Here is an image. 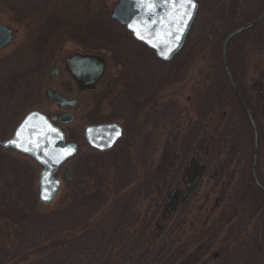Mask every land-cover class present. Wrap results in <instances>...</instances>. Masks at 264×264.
<instances>
[{
	"label": "trees",
	"instance_id": "obj_1",
	"mask_svg": "<svg viewBox=\"0 0 264 264\" xmlns=\"http://www.w3.org/2000/svg\"><path fill=\"white\" fill-rule=\"evenodd\" d=\"M74 1L56 0L54 5L42 7L41 24L33 30L37 41L33 45H42L39 41L43 39L50 41L65 26L94 42L95 48L108 49L114 57L121 40L133 39L125 28L124 34L115 29L116 23L103 7L104 15L90 9V0H78V5ZM227 2L226 6L220 4L218 14L225 21L236 16L237 9L243 17L238 23L255 15H248L240 0ZM204 24L203 35L195 39L186 36L168 60H161L139 41L140 49L121 50L123 59L118 62L125 70L110 75L105 89L120 100L119 110L124 115L144 113L149 100L153 105L152 130L150 125L139 123L136 130L133 127L135 135L139 134L136 146L130 139L120 144L124 137L107 150L94 149L91 165L79 163L75 176L59 188L52 202L38 199L35 170L26 166L29 162L20 165L16 158L10 160L2 151L6 149L0 147V264H264L257 256L261 243L250 247L259 231L264 234V190L257 187L251 173L254 130L223 67L222 43L228 32L210 40L206 33L213 34L215 25L212 19ZM263 41L264 18L233 35L225 57L253 120L256 176L264 185V92L254 83H246L245 72L249 47L260 50ZM208 52L214 54L215 63ZM196 61L198 77L186 108H176L170 99L160 101V90L186 77ZM229 99L231 109L227 110L224 107ZM216 109L221 110L223 121L211 132L206 129ZM160 127L163 137L155 132ZM133 154L143 161L146 156L152 158V162L143 163L140 172ZM184 176L181 200L175 203L173 196L168 202L171 190ZM202 176L209 181L202 196L207 201L210 193L215 194L210 207L201 204V192L196 190ZM147 199L153 205L150 216L135 208L136 202ZM251 220L255 230L250 241L236 246L224 243L211 251L213 239L224 229L223 240L227 242L226 234L233 233L235 224Z\"/></svg>",
	"mask_w": 264,
	"mask_h": 264
},
{
	"label": "rangeland",
	"instance_id": "obj_2",
	"mask_svg": "<svg viewBox=\"0 0 264 264\" xmlns=\"http://www.w3.org/2000/svg\"><path fill=\"white\" fill-rule=\"evenodd\" d=\"M17 1H18V3L16 1H9L8 2L6 0H0V22L2 24L7 25L11 29L13 28L12 40L10 41V43L7 46H5V48L0 50V76L5 74L6 77H8V74L10 72H12V70L14 68H15V71H17L15 74L24 72L25 73L24 78L26 80L25 81V87L27 88V90H29V92H31L28 94L33 95L34 93H36L35 91H37V89L40 87V82H38V81H40L43 78V75H40V78H38L39 75H37L39 72L38 68H37V66L39 65V63H38L39 61L45 63L46 60H48L52 57H57L59 55L64 57L65 54L68 53V51H70V49L72 50V48L73 49L74 48H84L85 50L86 49H98V48H95L94 42L88 41V39L84 38L82 35L77 33V31H75L72 28L67 29L66 26L62 27L59 31L60 33L59 32L56 33L57 35H54V38L51 39L50 41L43 39V40H41V42L39 41V43L42 45H39V44L33 45V41L35 40V36L33 35L34 34L33 30L38 28L37 24H39V25L41 24L40 21H36V19L33 18L35 15L38 14V11H37V9H35V7L28 8V9H23L22 7H20L21 4L19 5V3L21 1H22L21 2L22 5H27L28 0L27 1L26 0L25 1L24 0H17ZM66 1H68V0H60V3H64V2L66 3ZM90 1H91V3H90V9L91 10L93 9L95 11H97V10L102 11L101 7H103L104 10L106 11V14H108L109 17L111 19H113V23H116L117 26H115V29L117 28L120 31L123 30V28H124L123 24H121L119 21H117V19L111 17V12H112L111 10L113 9L117 0H90ZM197 1H198V10H197L196 16H195V18L191 24V29H190L189 33L187 34V36L189 35L190 38H193V39L197 38L198 36L203 35L202 32H203V30L205 31L204 22H206L210 19H212V21L215 25L214 26L215 29L213 31L214 32L213 34H210L208 36V34L206 33V36L210 40H214L215 38H217L222 33L223 34L226 32L229 33L233 29L239 27V25L241 26L242 24L252 20L253 18L258 16L259 13H261L264 10V0H247V1L240 0V3L242 4L241 5L242 8L245 11L246 10L248 11V13H249L248 15H253V13H255V15L251 19H249L245 22L238 23L241 19H243V17H241V15H240V14H242V10L240 11L237 9L236 16H234V17L228 16V18H225L226 19V21H225L223 18L218 16V14L221 12L219 7L221 6L220 4L223 3V0H213V1L210 0L209 2H203V0H197ZM54 2H56V0H41V10H42V7L51 6L52 4H54ZM77 2H78V0H75L74 5H78ZM224 3H226L224 6L228 5L227 0ZM261 5H263L261 8L262 10L261 9L258 10V8ZM25 8H27V7H25ZM84 9L85 8H82V10H84ZM78 10H80V7H78ZM102 12H103L102 14L104 15V11H102ZM225 12L227 13V9H225ZM85 13H87V12H85ZM106 14H105V16H106ZM29 15H31V17L32 16L33 17L28 18ZM64 18L67 19L66 17H64ZM78 18L83 19L84 16L78 14ZM257 23H255V24H257ZM234 24H238L237 27H234L233 26ZM255 24H253V25H255ZM253 25L250 26L249 28H252ZM206 30H208V29H206ZM120 31L116 30V32L118 34H120ZM122 33L124 34L123 31H122ZM128 41L130 43L121 40L120 45L118 47L115 46V49H116L114 51L116 54L115 57L111 56L110 52L108 51V54L106 55L107 65H106L105 74L99 80L98 84L94 88V91L88 93L89 97H90L88 104H86L85 102L83 104L87 109H89L88 112L87 111L84 112V110H82L81 112H75L73 115L74 118L69 123H66L65 125H63V127L66 131L65 137L67 138V140L76 141L78 144V150L74 156L70 157V159H68L63 164V166L60 168V170L57 173L58 177H60V179H61V188L64 185V183L67 182L66 181L67 179L64 178L65 177L64 176L65 167H67V166L71 167V174H72V177H74L75 172L77 171V167H78L77 165H79V163L85 162V163H87L88 166H90L92 159L94 158L93 155L95 153H92V151L94 149L91 148V146H89L86 143L84 136H82L83 127H84L83 125L90 123V122H98V121L100 122V121H107V120L118 118L120 121H122V124H124V132L122 133V136L120 138L122 139L125 137L124 138L125 140H122V142L120 144H124L127 141L128 142L131 141L132 142L131 144L136 146L135 143H137V140L139 138V134L135 135V133L133 131L134 130L133 127H134L135 123H141L142 122V120L139 119L142 117L139 115L135 116L133 113L129 114V116L127 113L124 115L123 111H121V113H120L119 112L120 100L114 98L113 95L107 93V91L105 89L106 88V82H107L108 78L110 77V75H111V77H113L114 75H117L119 73V71L125 70V68L122 66V64H120L118 62V61H122V59H123L121 57V50H123L122 52L128 53L130 51L127 52V50H131L132 48H135V49L141 48L140 44L137 43V41H135L133 39L132 40L128 39ZM36 42H34V43H36ZM40 46H42V48ZM43 48H45V51L42 52L39 50V49H43ZM249 48H250L249 49L250 55L246 59V65H245V72H246V79H247L246 83L247 84L254 83L257 88H259L262 92H264V41H263V45L260 48V50H253L252 47H249ZM208 49H209V47H208ZM142 50H143V52H148L147 49H142ZM251 50H253V51H251ZM117 54H119V56H117ZM207 55H208L209 59L211 60V62L215 63L214 54L212 52H208ZM113 57L115 58V60L113 59ZM122 67H123V69H122ZM197 67H198V62L196 61L192 65V67L189 69V71L187 72L186 77H184L182 80L175 81L174 83H172L169 86H166L165 88L160 90L161 91L159 94L160 101L170 99L171 101L174 102V104L176 105V108H180V107L183 108L184 106L186 108V104H189L187 99H188L189 95L192 94V88H193L194 81H195L194 78H195V76H196V78L198 77L197 71H196ZM42 68H43V66H42ZM4 79H6V78H4ZM66 91H67V93L68 92L72 93L69 90V88L68 89L66 88ZM96 93H98L100 96L98 95V97H96L94 99L93 95ZM239 94H240V92H239ZM8 95H9L8 93H5L2 97H0V111L4 110V109H1L4 105H7V104L10 105L11 104V103H9L10 98ZM78 95H79V99H80L79 100L80 102L78 105L82 106L81 104L83 103L84 98L86 96H83L81 94H78ZM240 96H241V94H240ZM241 98H242V96H241ZM7 99H9V100H7ZM242 100H243V98H242ZM239 102H240V100H239ZM25 104H26L25 109L34 108V107L41 108L45 111H47V109H48V111H50V109H51L50 105L45 104V102L43 103L40 100H37V101L31 100V96H30V98L26 99ZM240 104H241V102H240ZM224 108H226L227 110L231 109L230 99H229V101H227V104ZM9 119L8 118L6 119L5 117L0 118V138L1 139L3 137H6L7 134L10 133V129H11L10 127H12V125L17 121V119L15 117H10ZM209 121L211 123L209 125V128L206 130H209L211 132H215L216 128H218L220 126L221 122L223 121V118L221 117V110L216 109L212 113V118ZM162 130H163V128L160 127V129L155 130V132L157 135L160 134L161 137H163L164 133L162 132ZM120 138H119V140H120ZM129 139H130V141H129ZM131 144H130V147H132ZM148 146H149V144H148ZM150 146H151V144H150ZM152 150H153V148H152ZM2 151L7 153L11 157L10 160H15L14 158H16V160L18 161V163L20 165H26L25 163L29 162L28 165H26V166L29 167V169L32 166L35 170L33 180H34L35 190H36L37 189L36 180H37L38 170H39L38 164L35 163L32 159H30L29 156H27L25 154L18 153L14 150H11V149L4 150L3 149ZM154 152H157V151H154ZM154 152H153V154H154ZM133 156H134V158H133L134 162L138 166V168H139L138 171H140V172H142L141 168L143 167L142 166L143 163L149 165V163L152 162L151 161L152 158L147 159V156H146V161H143L142 159H140V157L138 158L135 154H133ZM24 161H26V162H24ZM263 170H264V167H263ZM138 174H141V173H138ZM179 179L180 180L178 182V185H175L177 187H174L176 189L171 190V192L169 194L170 199L168 202H170L172 200L171 197H173V196L176 197L174 199V202L175 203L179 202L181 200L184 192H185L184 187H185V181L187 179V176H184L183 178H179ZM207 183H209L207 176H202L201 184H199V187L196 190H197V192H201L200 199H199L201 201V204L204 202L205 206L210 207V205L214 201L215 194H214V192L210 193L209 199L207 201H206V198L202 196L203 193H206V189H208ZM36 192H37V190H36ZM110 200H111V198H109V202H110ZM149 200L150 199L139 200L138 202H136L137 204H136L135 208L137 211H139L141 213V215L144 212L146 216L147 215L150 216V212L153 208V205H151L152 204L151 202H148ZM235 218H237V217H235ZM236 220H238V219H236ZM261 223L264 224V221H261ZM150 225L154 226V222L151 221ZM237 225H239L238 228H240V230H238V231H237V229H235ZM254 227H255V222L253 220H251L248 224H244L242 221H240L238 224L234 225V231L232 234L231 233L226 234L228 236L227 242H226V240L225 241L223 240V237L225 236L224 231L227 230V229H224L223 232L220 233L219 236H217L215 239H213L214 244L211 248V251L216 250L219 246L223 245L224 243H227L228 246H231V245L236 246V244H243V243L247 242L248 240L250 241V239L252 238L250 236L254 232L253 230H255ZM129 228L132 229L131 226ZM239 231H240V233H237ZM235 237H237V241H236ZM256 237H255L256 242L254 244L250 245V247H253L258 242L261 243V250H259L257 252L258 253L257 256L259 257V259L264 261V234H262V231H259ZM232 238H233V241H232Z\"/></svg>",
	"mask_w": 264,
	"mask_h": 264
},
{
	"label": "water",
	"instance_id": "obj_3",
	"mask_svg": "<svg viewBox=\"0 0 264 264\" xmlns=\"http://www.w3.org/2000/svg\"><path fill=\"white\" fill-rule=\"evenodd\" d=\"M195 7L191 9V16L187 18V24L183 25V32L179 33V41H175L174 37L169 39L165 36V33L169 30L167 17L171 15V9L166 3V0H160V3L155 8V15H149L148 10L144 7L138 6V0H118L111 10V16L116 18L121 24L129 30L136 40H140L147 46L154 50L155 55L161 60L170 59L181 48L190 24L194 18L197 1L193 0ZM264 17V10L259 13L258 16L252 20L242 24L241 26L233 29L229 32L222 43L221 57L223 67L230 81L231 87L235 91L238 99L241 102L244 111L246 112L254 130V143H253V162H252V178L257 187L264 190V185L261 184L256 176V161H257V135L256 130L251 118L250 112L242 100L233 78L231 77L226 57L225 49L228 40L238 32L246 29L253 24L260 22ZM153 21H157L153 23ZM150 26V27H149ZM176 25L172 26V31L175 32ZM140 31L144 35L145 39H140L136 35V31ZM11 29L4 24L0 23V47H3L11 39ZM151 40L152 43L148 41ZM167 42L169 47H172V51L168 53L167 58L160 55L161 50L167 51L164 46V42ZM158 45V46H154ZM105 53V51H104ZM105 60L102 55L90 52H73L65 57V67L74 80L76 81L79 90L92 89L96 82L102 76L105 69ZM46 95L49 98H53L57 106L72 105L76 99H69L68 96H64L57 89L48 87L46 89ZM35 114V115H33ZM71 114H65L60 116V120L63 122L71 119ZM31 117V119H29ZM54 116L47 117V115L39 110H29L23 118L15 126L13 133L8 138L0 141V144L4 147H12L18 152L24 153L34 159L40 165V169L37 177V196L43 203H50L53 198L60 191L61 179L56 175V171L59 166L70 156L74 155L77 151V144L75 141H67L63 130L58 125L53 123ZM28 121L25 124V121ZM21 131L20 141L24 147L32 148V151H23L14 145L8 144L10 140L17 139L16 132ZM55 129V131H52ZM119 130V135L116 136V131ZM122 128L115 121H107L100 123H90L84 127L83 135L87 143L98 150H105L113 146L116 140L121 136ZM31 140L33 143H29ZM38 144V147L36 146ZM69 155H64L65 152H69ZM47 161V163L43 162ZM64 170V178L70 180L72 177L71 167L67 166Z\"/></svg>",
	"mask_w": 264,
	"mask_h": 264
},
{
	"label": "flooded vegetation",
	"instance_id": "obj_4",
	"mask_svg": "<svg viewBox=\"0 0 264 264\" xmlns=\"http://www.w3.org/2000/svg\"><path fill=\"white\" fill-rule=\"evenodd\" d=\"M21 2L19 3V5L21 4L20 7H22L23 9L35 7V9H37V11H38V14L35 15L34 17L33 16L32 17L35 18L36 21H41L42 15L39 14V12H41V0H28L27 5H22ZM25 7H27V8H25ZM32 17H31V15L28 16V18H32ZM11 33H12V36H11L10 41L12 40V37H13V28L11 29ZM129 34L133 39H135L132 36L131 32H129ZM10 41L8 43H6L5 45H3V47H0V50L5 48V46H7L10 43ZM136 41H138V40H136ZM43 51H45V48H43ZM76 51L83 52V53H86V52L99 53V54L103 55L104 58L106 59V53L108 54L109 50L106 48L86 49V50L84 48H74V49L72 48V50L70 49V51H68V53H66L64 57H62L61 55H59L57 57H52V58L46 60V62L43 64L41 63V61H39L38 62L39 65L37 66L39 72L37 75H39L38 78H40V75H43V78L40 81H38V82H40V87L37 89V91H35L36 93H34L33 95H29L28 93H31V92H29V90H27V88L25 87V81L26 80L24 78V76H25L24 72L15 74L17 71H15V68H14L12 70V72H10L8 74V77H6V75H5L4 77L0 78V97H2L5 93H8L9 94L8 96L10 98L9 103H11L10 105L9 104L4 105L1 108L4 110L0 111V118L5 117L6 119L7 118L9 119L10 117H15L17 119V121L12 125V127H10L11 128L10 133L8 132L9 134H7V136L3 137L2 139L8 138L9 136H11L15 126L17 125V123L23 118V116L26 114L27 111L32 110V109L42 111L43 113H45L47 115V117L54 116L55 118L53 119V123L59 125V127H61L64 131H65V129H64L63 125H65L66 123H69L74 118L73 115L75 112H81L82 110H84V112H86V111L88 112L89 109H87L83 104H84V102L86 104H88V102L90 100L88 93L94 91L95 87H93L92 89L79 90L77 85H76V81L74 80L72 75H70V73L68 72L67 68L64 65L65 64V57L67 55L73 53V52H76ZM104 51H106L105 54H104ZM105 63H107V62H105ZM42 66H43V68H42ZM4 78H6V79H4ZM48 87H51L52 89H57L64 96H66V97L68 96L69 99L75 98L76 99L75 103L72 105L66 104V105L57 106L56 101L53 98H49L46 95V89ZM66 88L67 89L69 88V90L72 93L68 92L69 93L68 94L66 91ZM78 94L86 96L84 98L83 103L81 104L82 106L78 105L80 102ZM97 95H98V93L94 94L93 98L95 99L96 97H98ZM30 96H31V100H34V101L40 100L43 103L45 102V104L50 105V107H51L50 111H48V109H47V111H45L41 108H36V107L25 109L26 99L30 98ZM7 100H9V99H7ZM146 103H147L146 104V110L144 111V113H143V111H140V113L134 112V115L135 116L139 115L142 117V118H139L140 120H142L140 125L145 124L146 127H149V125L152 123L151 121H152V117H153V112H151V111L153 110V105L149 100ZM119 104H121V103H119ZM119 112L121 113V110H119ZM67 113L71 114L70 115L71 119L69 121H66V122L61 121L59 119L60 116H63ZM107 121L117 122L119 125H121L122 133L124 132V124H122V121H120L118 118L107 120ZM107 121H100V122H107ZM100 122L98 121V122H90V123H100ZM90 123H87V124H90ZM87 124H85V125H87ZM138 124L139 123H135V130L138 128V126H137ZM85 125H83V126L85 127ZM84 127H83V130H84ZM150 128L152 130L151 125H150ZM65 135H66V131H65ZM82 135H83V133H82ZM0 147H2L1 144H0ZM4 148L13 150V148H11V147H4ZM59 170H60V167H59Z\"/></svg>",
	"mask_w": 264,
	"mask_h": 264
},
{
	"label": "snow or ice",
	"instance_id": "obj_5",
	"mask_svg": "<svg viewBox=\"0 0 264 264\" xmlns=\"http://www.w3.org/2000/svg\"><path fill=\"white\" fill-rule=\"evenodd\" d=\"M160 3V0H138V6L144 7L148 10V14L155 15V8ZM167 5L171 9V15L167 17L169 30L165 33V36L169 39L173 38L175 41H179V33L183 32V25L187 24V18H190L191 16V9L195 7V4L193 3V0H166ZM157 21H153L155 23ZM176 25L175 32L172 31V26ZM150 27V26H149ZM136 35L140 39H145L144 35L141 34L140 31H136ZM149 43H152L151 40L148 41ZM158 46V45H154ZM164 46L167 49V51L161 50L160 55L164 56V58H167L168 53L172 51V47H169L167 42H164ZM35 115V114H33ZM31 119V117H29ZM28 121H25V124H27ZM23 130V126L20 131L16 132L17 139L10 140L7 143L14 145L18 148H21L23 151H32V148L30 147H24L23 143L20 141L21 131ZM52 131H55V129H52ZM119 130L116 131L115 135L118 136ZM29 143H33L31 140H29ZM38 147V144L36 145ZM69 152H65L64 155H69ZM47 163V161H43Z\"/></svg>",
	"mask_w": 264,
	"mask_h": 264
}]
</instances>
